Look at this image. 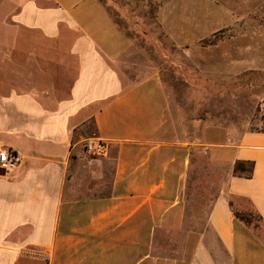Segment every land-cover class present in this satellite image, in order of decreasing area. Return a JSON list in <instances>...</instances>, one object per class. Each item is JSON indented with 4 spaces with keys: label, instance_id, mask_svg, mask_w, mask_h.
Segmentation results:
<instances>
[{
    "label": "crops",
    "instance_id": "0c3cea01",
    "mask_svg": "<svg viewBox=\"0 0 264 264\" xmlns=\"http://www.w3.org/2000/svg\"><path fill=\"white\" fill-rule=\"evenodd\" d=\"M171 4L179 47L230 21L214 0ZM249 54L264 69L263 45ZM134 65L98 0H0V144L20 159L0 169V264H264L230 206L264 219V130L188 135Z\"/></svg>",
    "mask_w": 264,
    "mask_h": 264
},
{
    "label": "rangeland",
    "instance_id": "374dc122",
    "mask_svg": "<svg viewBox=\"0 0 264 264\" xmlns=\"http://www.w3.org/2000/svg\"><path fill=\"white\" fill-rule=\"evenodd\" d=\"M214 1L230 21L197 44L179 47L166 32L174 23L170 0H103L132 43L136 69L159 72L186 134L195 133L196 122L199 130L208 124L233 133L264 130V69L249 60L251 45L264 47V0ZM92 132L88 125L85 133ZM237 208L251 210L245 201ZM260 231L264 236V227Z\"/></svg>",
    "mask_w": 264,
    "mask_h": 264
},
{
    "label": "trees",
    "instance_id": "16d2710c",
    "mask_svg": "<svg viewBox=\"0 0 264 264\" xmlns=\"http://www.w3.org/2000/svg\"><path fill=\"white\" fill-rule=\"evenodd\" d=\"M100 4L104 7L112 21L116 24V26L122 31L120 26L117 24L116 20L113 19L111 16L108 7L105 5L103 0H98ZM123 32V31H122ZM125 35L126 33L123 32ZM127 36V35H126ZM128 37V36H127ZM233 173L240 177H246L249 178L252 176L253 173V164L249 161H237L233 167ZM244 201V200H242ZM230 206L232 207V212L234 216L241 221L248 229H250L256 236L259 238H262L264 240V236L262 233H260L262 227H264V219L254 210L251 208V210H243V209H237L233 206V203H230Z\"/></svg>",
    "mask_w": 264,
    "mask_h": 264
},
{
    "label": "built area",
    "instance_id": "2783aa9c",
    "mask_svg": "<svg viewBox=\"0 0 264 264\" xmlns=\"http://www.w3.org/2000/svg\"><path fill=\"white\" fill-rule=\"evenodd\" d=\"M87 151L91 152V146H87ZM100 149V146H98ZM20 163L17 153L9 148H3L0 144V169L4 172H11L15 170Z\"/></svg>",
    "mask_w": 264,
    "mask_h": 264
}]
</instances>
